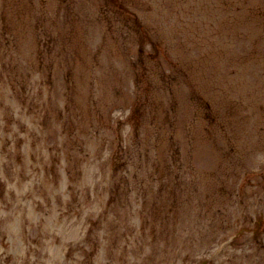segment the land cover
Wrapping results in <instances>:
<instances>
[{
  "label": "rangeland",
  "instance_id": "374dc122",
  "mask_svg": "<svg viewBox=\"0 0 264 264\" xmlns=\"http://www.w3.org/2000/svg\"><path fill=\"white\" fill-rule=\"evenodd\" d=\"M0 264H264V0H0Z\"/></svg>",
  "mask_w": 264,
  "mask_h": 264
}]
</instances>
